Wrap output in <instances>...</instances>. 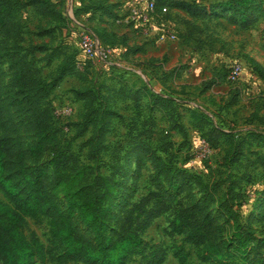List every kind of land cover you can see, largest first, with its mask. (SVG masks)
I'll list each match as a JSON object with an SVG mask.
<instances>
[{"label":"rangeland","instance_id":"374dc122","mask_svg":"<svg viewBox=\"0 0 264 264\" xmlns=\"http://www.w3.org/2000/svg\"><path fill=\"white\" fill-rule=\"evenodd\" d=\"M48 1H14L22 29L21 47L48 92L47 104L56 112L72 110L69 117L57 120L62 147L78 165L92 177L108 176L124 164L127 154H136L127 164L132 169L136 157L141 160L136 178L126 179L128 188H135L132 203L153 191L147 150L173 171L194 176L203 185L220 182L223 190L229 181H239L235 209L242 222L252 215L256 236L264 239V210L258 212L264 199V147L248 138L249 133L264 135V127L253 119L264 108V78L253 68L258 64L264 70V20L245 31L223 19L200 20L192 23L200 30L195 32L185 25L189 18L184 11L161 4L148 27L141 18L152 0H52L54 14L39 13L35 3ZM180 1L204 7L227 0ZM132 12L139 23L126 22ZM81 31L96 40L108 34L110 38L104 36L102 41L112 46V54L103 60L85 57L78 37ZM161 33L174 39L160 43ZM235 64L241 67L240 75L228 82L223 76ZM65 69L70 73L61 78ZM10 81L8 65L0 61V95L4 98ZM78 94L93 96L92 109ZM154 98L168 99L171 109L155 108ZM214 127L230 132L236 142L243 139L239 162L225 164V152L231 148L222 139L216 147L209 145L216 137ZM21 139L24 148L32 142L24 130ZM202 140L209 141V153L199 148ZM188 186L189 192L182 195L186 205L200 198L199 189L193 183ZM57 198L64 209L59 189ZM170 220L169 214L163 215L144 229L145 250H164L162 264H179L174 256L177 249L187 254L186 264H207L197 259L195 249L183 237L170 235ZM22 234L26 240L34 234L48 247L46 220H27ZM37 264H57L56 257ZM130 264H141L140 258Z\"/></svg>","mask_w":264,"mask_h":264},{"label":"trees","instance_id":"16d2710c","mask_svg":"<svg viewBox=\"0 0 264 264\" xmlns=\"http://www.w3.org/2000/svg\"><path fill=\"white\" fill-rule=\"evenodd\" d=\"M14 1L0 0V61L7 63L11 73L10 91L5 98L0 95V264H37L55 257L57 264H130L136 257L141 264H162L164 250L147 252L142 233L151 221L166 214L171 216L170 235L183 237L201 263L264 264V239L256 236L250 222L252 215L242 222L235 209L239 181H229L223 190L220 182L203 185L194 176L173 171L147 150L153 191L132 203L135 188H128L126 179L136 178L141 160L136 157L132 169L127 164L136 154H127L124 164L108 176L92 177L78 165L62 147V128L55 110L47 104L48 92L21 47L22 29ZM152 1L154 13L159 4L184 11L189 18L185 25L195 32L200 30L192 23L200 20L223 19L242 31L264 20V0H227L204 7L178 0ZM48 3H35L37 11L53 15L52 0ZM104 36L110 38L102 34L97 42L112 51V46L103 44ZM253 68L259 78H264V70L258 64H253ZM68 73L70 70L65 69L60 77ZM173 75L174 72L169 74ZM78 97L92 109V95ZM170 104L166 98L152 101L161 110L171 109ZM261 110L263 114L253 119L264 127V108ZM21 130L32 139L26 148ZM212 133L216 137L209 144L211 147L222 139L231 148L225 152V164L239 162L244 152L243 139L236 142L230 132L220 127L212 128ZM248 135L264 147V135ZM188 183L199 189L200 198L186 205V196L182 195L189 192ZM58 189L64 209L58 204ZM258 205L260 215L264 199ZM27 220L47 221L48 247L34 234L29 240L24 238L22 228ZM78 226L85 231L81 232ZM174 256L179 264H186L187 254L182 249H177Z\"/></svg>","mask_w":264,"mask_h":264},{"label":"built area","instance_id":"2783aa9c","mask_svg":"<svg viewBox=\"0 0 264 264\" xmlns=\"http://www.w3.org/2000/svg\"><path fill=\"white\" fill-rule=\"evenodd\" d=\"M146 13L142 16V22L144 24H148L149 27V23H150V17L151 15L153 16L154 14V4L153 1L150 2V4L146 7ZM133 16H129V18H127L126 22L128 21H136V22H140V20L135 18V13L132 12ZM80 42H81V46H82V51H83V55L87 58H92V57H96L99 60H103L108 58L111 54L112 51L109 49H105L102 48L99 43L97 42V40L91 36L87 31H81L80 34L78 35ZM174 36L173 35H168L165 36L164 33L158 34V42H164V41H170L173 40ZM241 72V67L239 64H235L232 65L229 69H228V73H227V81L228 82H235L237 80V78L239 77ZM72 113V110L70 108H65L64 110L60 111V112H56L55 111V116L57 118H65V117H69ZM199 148H201L203 151L209 153V148H208V144L205 141H201L199 144Z\"/></svg>","mask_w":264,"mask_h":264},{"label":"crops","instance_id":"0c3cea01","mask_svg":"<svg viewBox=\"0 0 264 264\" xmlns=\"http://www.w3.org/2000/svg\"><path fill=\"white\" fill-rule=\"evenodd\" d=\"M254 27V26H253ZM220 83V81H217L216 84L218 85Z\"/></svg>","mask_w":264,"mask_h":264}]
</instances>
